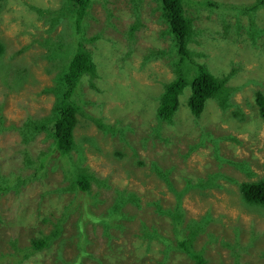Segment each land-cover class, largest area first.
<instances>
[{
  "label": "rangeland",
  "instance_id": "obj_1",
  "mask_svg": "<svg viewBox=\"0 0 264 264\" xmlns=\"http://www.w3.org/2000/svg\"><path fill=\"white\" fill-rule=\"evenodd\" d=\"M197 1L185 2L197 32L190 49L215 76L236 68L229 85L240 88L231 91V105L208 100L195 118L187 87L174 122L160 123L156 110L164 84L175 78L176 56L168 54L171 37L157 1L92 0L86 36L99 37L84 45L98 77L96 87L89 76L78 87L87 117L78 116L75 149L61 155L47 131L33 138L20 127L52 115L56 97L46 89L61 86L79 40L73 9L64 0H0V264H194L178 249L164 258L165 245L158 239L148 245L141 232L142 222L152 223L176 242L172 217L159 215L152 203L161 200L173 210L179 194L181 229L198 231L193 246L207 264H264V207L246 203L240 190V183L264 178V117L256 105V92L264 97V21L252 23L241 10L256 0H213L223 3L225 21ZM135 24L140 29L130 37ZM97 118L128 129L111 135ZM153 163L167 169L177 194ZM79 164L95 177L91 194L75 189ZM188 178L193 184L185 187ZM117 190L136 193L137 204L127 202L112 214ZM81 220L88 241L79 247ZM54 225L61 232L50 248L35 249L33 241Z\"/></svg>",
  "mask_w": 264,
  "mask_h": 264
},
{
  "label": "trees",
  "instance_id": "obj_2",
  "mask_svg": "<svg viewBox=\"0 0 264 264\" xmlns=\"http://www.w3.org/2000/svg\"><path fill=\"white\" fill-rule=\"evenodd\" d=\"M161 11V16L167 25L166 33L171 37V50L168 52L169 55L176 56L173 58V67L175 78L164 84V89L161 92L159 98V104L157 107L156 117L160 123L172 124L174 122L175 115L179 108V97L184 93V90L189 87V98L188 107L190 112L195 118H200L205 111L208 100L217 99L220 104L225 107L228 103L231 105L230 94L234 89H239V86L232 87L229 85L231 77L237 72L236 68H232L228 73H223V76H215L207 65L197 62L194 58V51L190 49V42L193 35L197 34L194 30L193 16L187 11L186 5L192 0H156ZM68 5L73 9V31L74 34L79 37L76 43L75 51L72 57L67 61V66L64 69L63 74L60 77L61 86L56 85L49 87L46 91H50L55 94V102L52 108V115L45 119L42 123L37 120L30 119L25 122L21 127L23 135L30 130L33 138L41 131H47L48 136H53L54 147L61 155H69L75 149V135L74 130L78 123V116L83 115L87 117V113L82 107V103H86V100H78L77 91L82 80L89 76L93 82L98 77L97 65L93 59L92 52L84 45L85 42H93L99 37L94 35L91 38L86 36V25H84V17L92 4V0H64V6ZM201 6L208 7L210 12L219 11L223 21L226 20L225 12L222 7L223 3L219 4L213 0H199L196 2ZM74 5V7H72ZM64 6L62 8H64ZM222 6V7H221ZM264 8V0H256L253 5H249L246 8H241L242 12L247 13L250 16L251 22H254L255 17L264 21V13L260 14L259 10ZM59 18H63L60 15ZM69 25V22H68ZM138 25V24H137ZM136 24L131 27L129 32L130 37H134V31H138L140 28ZM70 26V25H69ZM202 31V30H201ZM200 32V31H199ZM77 40V39H76ZM4 53V45L0 44V56ZM158 53H167L166 51L159 50ZM188 67V69H186ZM264 71V65L262 68ZM96 87V85H95ZM256 100L258 102L257 107L259 112L264 117V97L262 92H256ZM52 117V120H49ZM3 118H0V123L3 122ZM264 120V118H263ZM51 121V122H49ZM96 125L100 129L108 131L111 135H119L126 132L128 128H117L116 126L105 123L103 120L97 118L94 120ZM51 124L50 129L46 126V123ZM214 139L211 138V142ZM117 154L124 156L119 151ZM47 158H44L39 163L37 169H44ZM28 164V163H27ZM141 164H143L141 162ZM237 165L236 163H234ZM80 165V164H79ZM77 166V171L74 172V186L75 189L83 193L91 194V183L95 180L93 174L86 171L84 167ZM239 165V164H238ZM152 168L156 171L158 177L165 182L167 187L172 191L176 190L174 182L168 177L167 169H163L158 163H153ZM39 173V171H37ZM35 173V174H38ZM216 177V175H213ZM185 187L192 185L191 178L185 180ZM211 184L206 183L204 187H209ZM196 186V184H195ZM214 185H211L212 187ZM66 188H70V185ZM5 190V186L0 187V191ZM240 190L243 199L246 203L254 206L264 207V178L259 179L257 182H242L240 183ZM185 192L186 189L179 190ZM118 201L111 209L112 214L118 211L127 202L137 204V195L132 191H118ZM178 201L176 209L169 210L163 208L161 200H154L152 204L155 206V211L162 216H171L175 225L173 232L175 235L176 242L167 236L163 235L153 226L152 223L142 222L141 232L146 239L148 245L153 241L152 239H158L165 247L162 249L164 258L178 249L186 252L193 260L194 264H207V260L202 254V250H196L193 246L194 239L198 234L197 230L191 231L189 234H184L181 229L183 223L184 213L180 210L181 198L183 194L177 195ZM140 208V205H138ZM122 217L127 218V214L122 211ZM130 215V213H129ZM45 221L48 222L47 219ZM53 231L44 235L41 239L33 241V247L37 250L42 249L43 245L50 248L51 243L54 241L61 230L56 229V225ZM84 223L78 225L80 229L79 240L77 241L78 246L82 247L83 243H87V236L83 232ZM56 229V230H55ZM55 230V231H54ZM152 231L155 233L151 234ZM53 240V241H52ZM52 241V242H51ZM51 242V243H50ZM176 243V244H174ZM85 255L84 252H82ZM75 264V263H74Z\"/></svg>",
  "mask_w": 264,
  "mask_h": 264
},
{
  "label": "flooded vegetation",
  "instance_id": "obj_3",
  "mask_svg": "<svg viewBox=\"0 0 264 264\" xmlns=\"http://www.w3.org/2000/svg\"><path fill=\"white\" fill-rule=\"evenodd\" d=\"M179 99H180V97H179ZM179 103H180V101H179ZM45 247V245H43V247L42 248H44Z\"/></svg>",
  "mask_w": 264,
  "mask_h": 264
},
{
  "label": "clouds",
  "instance_id": "obj_4",
  "mask_svg": "<svg viewBox=\"0 0 264 264\" xmlns=\"http://www.w3.org/2000/svg\"><path fill=\"white\" fill-rule=\"evenodd\" d=\"M176 77V76H175Z\"/></svg>",
  "mask_w": 264,
  "mask_h": 264
}]
</instances>
